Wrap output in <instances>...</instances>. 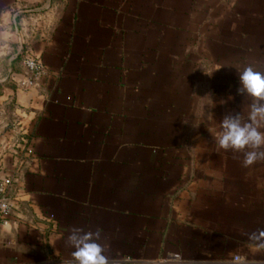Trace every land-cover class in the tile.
I'll list each match as a JSON object with an SVG mask.
<instances>
[{"label":"crops","instance_id":"obj_1","mask_svg":"<svg viewBox=\"0 0 264 264\" xmlns=\"http://www.w3.org/2000/svg\"><path fill=\"white\" fill-rule=\"evenodd\" d=\"M247 66L264 0H0V264H64L74 227L120 264H264V162L216 139Z\"/></svg>","mask_w":264,"mask_h":264},{"label":"clouds","instance_id":"obj_2","mask_svg":"<svg viewBox=\"0 0 264 264\" xmlns=\"http://www.w3.org/2000/svg\"><path fill=\"white\" fill-rule=\"evenodd\" d=\"M238 75L240 87L237 91L249 98L247 116L240 112L224 116L216 139L219 148L243 154L242 166L247 168L264 162V73L247 66ZM259 236L264 237V230L260 231ZM250 238H257V235L253 233ZM101 240L99 229L93 232L72 228L67 243L74 251L71 259L64 261V264H120L106 254L109 246ZM157 264H184V261L179 253H169ZM239 264H243L242 259Z\"/></svg>","mask_w":264,"mask_h":264},{"label":"built area","instance_id":"obj_3","mask_svg":"<svg viewBox=\"0 0 264 264\" xmlns=\"http://www.w3.org/2000/svg\"><path fill=\"white\" fill-rule=\"evenodd\" d=\"M23 65L29 72V75L25 78L23 85L28 89H32L38 85V82L43 74L42 64L35 58L25 57L23 59ZM10 183V178H0V227L4 222V215L8 213L12 206L11 200L7 195V188ZM233 260H238V257L234 256Z\"/></svg>","mask_w":264,"mask_h":264}]
</instances>
